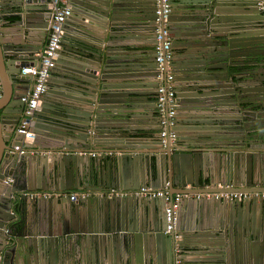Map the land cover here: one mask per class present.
<instances>
[{
    "label": "water",
    "instance_id": "1",
    "mask_svg": "<svg viewBox=\"0 0 264 264\" xmlns=\"http://www.w3.org/2000/svg\"><path fill=\"white\" fill-rule=\"evenodd\" d=\"M258 1L170 0L169 65L184 127L173 130L186 147L171 148L153 132L162 78L157 0H70L56 69L28 141L17 132L21 98L31 89L21 69L39 62L48 0H0V264H264L261 199L181 200L174 228L165 232V197L25 194L209 183L264 189ZM66 57L73 66L63 65ZM145 116L156 118L144 128L157 145L137 140ZM94 150L98 156L87 154Z\"/></svg>",
    "mask_w": 264,
    "mask_h": 264
},
{
    "label": "built area",
    "instance_id": "2",
    "mask_svg": "<svg viewBox=\"0 0 264 264\" xmlns=\"http://www.w3.org/2000/svg\"><path fill=\"white\" fill-rule=\"evenodd\" d=\"M48 6L50 9L48 34L45 45L39 54L38 64H31L24 66L21 69L22 74H28L33 76V83L30 91L27 95L21 98L24 103L22 118L18 123L17 132L23 134L24 138H31V124L34 112L38 107L42 94L46 91L48 85V78L52 69L55 66V60L58 55V51L61 48V41L65 32L64 24L67 16L70 13V0H48ZM257 6L260 10H264V0H259ZM170 0H157L156 5V43L155 60L157 62V69L162 74L158 76L161 78V82L157 89V111L160 118L158 137L162 147H175L177 146L178 136L173 127L175 126V113L177 107L176 95L173 85L172 68L169 65L170 60L173 57L172 50V35L170 29L167 26L166 18L170 12ZM165 75V77H163ZM92 156L96 153L92 152ZM7 179L6 182H10ZM25 194H29L33 197H70L78 198L85 195H90L89 192L81 190L74 191H27ZM108 196H130V197H150V198H163L165 197L169 203L166 206V222L167 227L165 232H169L174 228L175 212L182 199L186 198H222L225 201H243L251 198L264 200V189L262 190H250V189H233L226 186L225 189L220 191H199L189 192L186 190L179 192H171L167 186L162 188H152L150 186H143L137 189H115L109 188L105 193ZM179 235L174 233V238L179 239ZM178 247L175 248V252L178 254ZM174 264H182L181 259L177 258Z\"/></svg>",
    "mask_w": 264,
    "mask_h": 264
},
{
    "label": "crops",
    "instance_id": "3",
    "mask_svg": "<svg viewBox=\"0 0 264 264\" xmlns=\"http://www.w3.org/2000/svg\"><path fill=\"white\" fill-rule=\"evenodd\" d=\"M50 9H49V6H48V10H46L45 12H44V14L46 15V17L48 16V18H49V16H50ZM47 21H49V19L47 20ZM72 34H76V31L73 29V31H72ZM47 39V38H46ZM136 41H138L139 43H141L143 40H135V42ZM45 42H46V40H45ZM138 50H140V49H138ZM141 51V50H140ZM63 62V65L65 66V67H68V66H73L72 64H73V62L75 63V61H74V59L72 60V61H70L69 60V58H64V60L62 61ZM56 69V68H55ZM55 69H53V71H55ZM25 76H27L28 78H29V82H30V88H31V86H32V83H33V81H32V79H31V75H28V74H24ZM56 80H57V82H59L60 80H61V77L60 76H58V75H56L55 77H54ZM57 85L58 84H56V86L54 87V88H56V89H58V87H57ZM41 105V99H40V101H39V104H38V108H39V106ZM182 117V115L180 114V113H177V111H176V120L175 121H177V124L175 123V128L176 127H180V128H184L183 127V125L181 124V123H179V119ZM155 120V122H156V118H152V117H150V116H145V117H142L141 118V121H143V122H147V123H142L143 125H140V127H139V129L140 128H143V129H140V132L138 133V134H136V136H137V140L139 141V143H141V144H145V145H148V146H151V145H157V143H155L151 138H150V136H151V134H150V132L148 131V130H145V128H148V126H149V124L152 122V121H154ZM157 121H158V116H157ZM157 126H159V123H158V125ZM145 127V128H144ZM154 132V136L155 137H157V135H158V131L157 130H154L153 131ZM177 134H178V131H177ZM186 137V136H185ZM150 138V139H149ZM26 140L28 141L29 140V138H26ZM177 148H186L185 147V145H180V143L176 146ZM94 153H96V156H98L99 155V153H98V151L97 150H94L93 151ZM91 153L92 152H89V153H87V154H89L90 156H92L91 155ZM82 154H84V153H82ZM108 156V158L109 157H111L112 155H111V153L110 152H108V154H107ZM153 154L152 153H150V156H152ZM107 157H105L104 156V158L103 159H107ZM8 180H9V178H8ZM70 183H72V181H70ZM208 183V182H207ZM167 186V185H166ZM162 187H165V186H162ZM162 187H160V188H162ZM153 188V187H152ZM167 188H168V190L169 191H171V192H179L180 190L182 191V189L183 190H186V191H189V192H199V191H204V190H207V191H214V190H220V189H225V187H223L221 184H216L215 186L213 185V184H206L205 186H202L201 187V189H199V188H196V187H191L189 184H187L184 188H182V189H180V188H178V187H174V188H171V187H168L167 186ZM74 190H76V189H74ZM74 190H72V191H74ZM78 190V189H77ZM107 190L108 189H103V190H95V191H90V190H81V191H85L86 193H88L89 192V194L90 195H85V196H83V197H80V198H86V197H90V196H95V197H104V196H108L107 194H105L106 192H107ZM250 190H262V189H259V188H250ZM34 191H39V190H34ZM64 191H66V190H64ZM30 192H32V191H30ZM29 195V194H28ZM31 196V195H30ZM33 197V196H32ZM39 197V196H38ZM69 197V196H68ZM56 198H67V197H56ZM188 199H190V198H186V199H182V200H184V201H186V200H188ZM69 217H71V216H69ZM69 221H71L72 223H74L73 222V218H69Z\"/></svg>",
    "mask_w": 264,
    "mask_h": 264
},
{
    "label": "flooded vegetation",
    "instance_id": "4",
    "mask_svg": "<svg viewBox=\"0 0 264 264\" xmlns=\"http://www.w3.org/2000/svg\"><path fill=\"white\" fill-rule=\"evenodd\" d=\"M172 74H173V72H172Z\"/></svg>",
    "mask_w": 264,
    "mask_h": 264
}]
</instances>
